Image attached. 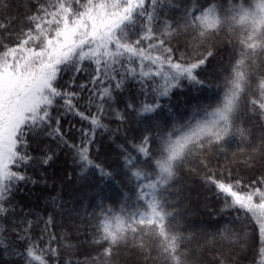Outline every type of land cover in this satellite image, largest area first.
<instances>
[{
  "label": "snow or ice",
  "instance_id": "6c2138e0",
  "mask_svg": "<svg viewBox=\"0 0 264 264\" xmlns=\"http://www.w3.org/2000/svg\"><path fill=\"white\" fill-rule=\"evenodd\" d=\"M74 177L86 193L36 209L35 186ZM55 228L76 244L53 247ZM257 251L264 264V0H0V264Z\"/></svg>",
  "mask_w": 264,
  "mask_h": 264
},
{
  "label": "trees",
  "instance_id": "16d2710c",
  "mask_svg": "<svg viewBox=\"0 0 264 264\" xmlns=\"http://www.w3.org/2000/svg\"><path fill=\"white\" fill-rule=\"evenodd\" d=\"M14 2H21V0H14ZM21 11H23L21 9ZM15 11L13 12V15H15ZM76 120L78 121V118H76ZM74 123H76V127L79 128L81 126L80 123H77L76 121H73ZM105 123H109V126L111 128H115L116 124L114 122H109L108 120H105ZM84 126H87V123H84ZM65 127L67 128V124H65ZM97 137L98 138H103L102 139V143L107 144L108 143V138H107V134L103 133V131H98L97 132ZM99 160L109 164V163H114V159L113 158H107L105 157V153L102 151L99 157ZM220 167L224 166V161L223 159H221ZM62 169H65L69 172H73L74 169L72 167V161L71 158L68 157L66 158L63 154H61L60 156V161L58 163V165L55 168V171L57 173H59ZM50 172L52 171L51 169L49 170ZM193 180H197L198 181V177H193ZM51 183V181H50ZM89 187V182H81L80 184H76L75 182V177L73 179V183L72 184H66L64 185L63 189H61L59 187V185H57L55 188H44L41 185H37L33 188V191L35 192L36 196L38 197V199L35 201V207L37 210L43 209L45 207L44 204V199L46 197H51V196H56L58 193L62 196L63 199L67 200L69 199V193H74L76 196H79L82 193H86L87 189ZM208 204H209V209L216 207L214 201L212 200L211 196L209 195V200H208ZM197 222L199 221H204L206 224H211L214 222V217L210 216L208 214V210H202L201 215H199L198 217H196ZM52 231H54L57 234V238L59 240V245L57 244H53V247H57V246H62L65 241L62 239L65 235H68L71 237V243L72 244H76V238L75 236L70 233L67 232L66 229H61V228H55ZM91 255H95V252H92ZM87 258V250H84L83 254L80 251H77L76 253H71V251H67L65 252V255L63 257V259H71L73 262L79 260V261H83ZM260 256L258 251L253 254L252 252L248 253V258L245 260V264H260Z\"/></svg>",
  "mask_w": 264,
  "mask_h": 264
}]
</instances>
